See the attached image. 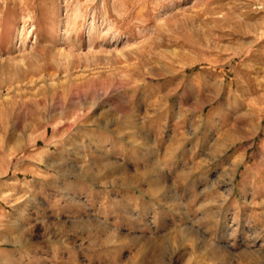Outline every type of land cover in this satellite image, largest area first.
I'll return each instance as SVG.
<instances>
[{
    "label": "rangeland",
    "instance_id": "1",
    "mask_svg": "<svg viewBox=\"0 0 264 264\" xmlns=\"http://www.w3.org/2000/svg\"><path fill=\"white\" fill-rule=\"evenodd\" d=\"M154 121L167 204L117 175ZM261 203L264 0H0V264H167L143 234L264 233Z\"/></svg>",
    "mask_w": 264,
    "mask_h": 264
},
{
    "label": "crops",
    "instance_id": "2",
    "mask_svg": "<svg viewBox=\"0 0 264 264\" xmlns=\"http://www.w3.org/2000/svg\"><path fill=\"white\" fill-rule=\"evenodd\" d=\"M137 129L140 133L137 138L134 136L135 131L132 132V137L129 134L123 137L121 164L117 165V175L120 173L122 176L125 175V179L122 177L124 179L121 184L122 189L132 192L138 190L161 193L159 197L165 199L164 203L167 204V192L172 190L167 184V171L172 168L171 160H173L170 155V146L175 149V161H178L175 167L179 168L180 154L186 152L187 148L185 145L184 148L182 147L185 143L171 145L167 141L166 124L154 121L148 125H140ZM201 144L204 147V141ZM217 153L219 149L216 146L214 150L209 151L207 157L212 159ZM128 175L131 180L127 179ZM145 182L148 187L140 188L139 186ZM263 213L264 205H261L260 225L264 226ZM114 222L123 223L124 219L117 218ZM167 222V217H164L162 223L167 224ZM154 223L156 224L155 220ZM143 235L148 238L147 242L143 243L147 249L167 248V264H264V233L262 231L250 234L238 233L235 230L168 232L165 227L163 230ZM138 245L136 244L135 247L138 248ZM97 256L98 258H94L98 261L91 258L90 262L85 264H125L120 262L118 254L114 257L113 253L107 252L106 249H101ZM113 257L116 258L115 263H113L114 259H111ZM92 260L94 263L91 262Z\"/></svg>",
    "mask_w": 264,
    "mask_h": 264
},
{
    "label": "bare ground",
    "instance_id": "3",
    "mask_svg": "<svg viewBox=\"0 0 264 264\" xmlns=\"http://www.w3.org/2000/svg\"><path fill=\"white\" fill-rule=\"evenodd\" d=\"M261 205H262V203H261ZM262 215H264V213L262 214ZM194 234H196L195 232H194ZM193 236H195V235H193ZM191 245V244H190ZM253 253V252H252Z\"/></svg>",
    "mask_w": 264,
    "mask_h": 264
}]
</instances>
